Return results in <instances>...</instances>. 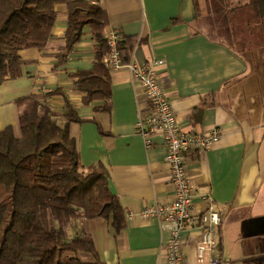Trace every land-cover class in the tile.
<instances>
[{
	"label": "crops",
	"instance_id": "0c3cea01",
	"mask_svg": "<svg viewBox=\"0 0 264 264\" xmlns=\"http://www.w3.org/2000/svg\"><path fill=\"white\" fill-rule=\"evenodd\" d=\"M99 5L107 15L106 31L133 40L130 60L160 61L157 76L179 126L203 134L217 131L218 142L188 154L185 163L196 190L194 212L206 210L200 196L209 193L221 215L216 230L221 264H264V234L257 233L255 222L264 217L263 29L258 24L239 28L249 45L237 52L195 30L193 0H99ZM55 10L46 48L19 51L20 76L0 85V131L12 127L18 134L17 99L59 91L48 98L50 109L61 113L65 101L72 104L83 120L69 125L80 163L103 166L124 213V228L116 236L100 218L74 224L70 233L89 234L104 264H165L167 233L158 220L140 216L153 201L172 198L163 141L154 137L146 146L136 133L147 109L142 90L128 70L108 71L109 111H94L102 101L83 104L71 75L93 68L96 43L85 27L60 64L68 16L65 5ZM182 238V264H200V232L187 230Z\"/></svg>",
	"mask_w": 264,
	"mask_h": 264
},
{
	"label": "trees",
	"instance_id": "16d2710c",
	"mask_svg": "<svg viewBox=\"0 0 264 264\" xmlns=\"http://www.w3.org/2000/svg\"><path fill=\"white\" fill-rule=\"evenodd\" d=\"M193 4L195 30L234 51L249 45L247 38L237 39L239 14L248 16L244 26L253 22L264 32V0ZM57 5H65L68 16L65 46L57 59L60 64L66 61L88 27L96 43L93 68L71 78L74 90L84 94L83 104L102 101L94 111H109L108 70L103 64L108 21L99 0H0V85L20 76L19 51L46 48ZM117 49L121 61L130 62L133 40L119 35ZM57 94L17 99L18 134L12 127L0 131V264H104L91 236L71 234L70 229L98 218L115 236L124 228V213L109 190L106 170L80 163L69 125L83 120L68 101L61 113L50 109L47 100Z\"/></svg>",
	"mask_w": 264,
	"mask_h": 264
},
{
	"label": "built area",
	"instance_id": "2783aa9c",
	"mask_svg": "<svg viewBox=\"0 0 264 264\" xmlns=\"http://www.w3.org/2000/svg\"><path fill=\"white\" fill-rule=\"evenodd\" d=\"M119 34L109 30L105 35L108 53L103 64L108 71L126 69L133 83L141 88L147 109L136 123V133L149 146L154 137H159L166 148L165 162L169 168L172 198L168 202L153 201L140 212L144 219H155L167 235L165 264H182V233L196 229L200 240L196 259L200 264H221L216 230L221 224V215L212 207L209 193L200 196L207 205L204 212L195 213L193 202L195 188L190 184L186 168V156L204 152L218 142L217 131L208 134L183 130L166 98L163 85L158 79V59L138 64L133 60L124 64L117 49Z\"/></svg>",
	"mask_w": 264,
	"mask_h": 264
},
{
	"label": "rangeland",
	"instance_id": "374dc122",
	"mask_svg": "<svg viewBox=\"0 0 264 264\" xmlns=\"http://www.w3.org/2000/svg\"><path fill=\"white\" fill-rule=\"evenodd\" d=\"M201 3H202V0H199V4L200 5H201ZM239 15H241V17H239L238 18L239 20H237V22L239 24L238 25V32H239V28H240V31H241L242 26L245 25L244 21H246L248 19V16L246 14H239ZM241 22H243V23H241ZM253 24L254 23L252 22L251 25H253ZM245 35H247V33L245 31L244 32H240L239 34H237L238 41H242L243 42L242 38H244ZM245 42L247 43V41H245Z\"/></svg>",
	"mask_w": 264,
	"mask_h": 264
},
{
	"label": "water",
	"instance_id": "95a60500",
	"mask_svg": "<svg viewBox=\"0 0 264 264\" xmlns=\"http://www.w3.org/2000/svg\"><path fill=\"white\" fill-rule=\"evenodd\" d=\"M255 222H257V226L259 227V230L257 233L264 234V217L260 219H256Z\"/></svg>",
	"mask_w": 264,
	"mask_h": 264
},
{
	"label": "bare ground",
	"instance_id": "6f19581e",
	"mask_svg": "<svg viewBox=\"0 0 264 264\" xmlns=\"http://www.w3.org/2000/svg\"><path fill=\"white\" fill-rule=\"evenodd\" d=\"M183 239V238H182Z\"/></svg>",
	"mask_w": 264,
	"mask_h": 264
}]
</instances>
